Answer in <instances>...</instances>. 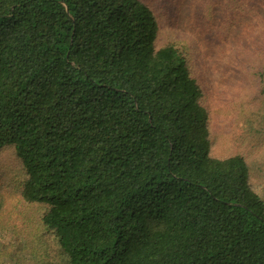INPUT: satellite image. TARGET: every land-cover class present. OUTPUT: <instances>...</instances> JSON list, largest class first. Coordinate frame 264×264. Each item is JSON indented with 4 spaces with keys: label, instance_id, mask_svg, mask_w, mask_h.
<instances>
[{
    "label": "trees",
    "instance_id": "1",
    "mask_svg": "<svg viewBox=\"0 0 264 264\" xmlns=\"http://www.w3.org/2000/svg\"><path fill=\"white\" fill-rule=\"evenodd\" d=\"M14 218L0 264H264V0H0Z\"/></svg>",
    "mask_w": 264,
    "mask_h": 264
},
{
    "label": "rangeland",
    "instance_id": "2",
    "mask_svg": "<svg viewBox=\"0 0 264 264\" xmlns=\"http://www.w3.org/2000/svg\"><path fill=\"white\" fill-rule=\"evenodd\" d=\"M186 1L188 2L190 0ZM181 32L183 31L178 29V33L182 34ZM209 73L214 82V89L212 90L213 120L216 124V127L221 129L224 126L229 125L234 95L236 94L237 89V78L235 73H215V71L211 73L210 70ZM1 162V167L6 166L8 163V157L6 155L2 156ZM4 208H6V205H4ZM2 214L3 217H6V212L4 210ZM20 228L21 225H19V222L15 218L8 223L4 222L2 225H0L1 243L5 250L9 252L11 259H14V262L18 260V258L23 254L25 248L24 243L27 241L24 234L20 232Z\"/></svg>",
    "mask_w": 264,
    "mask_h": 264
}]
</instances>
